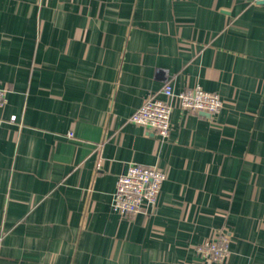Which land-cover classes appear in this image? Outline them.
<instances>
[{"label":"crops","instance_id":"0c3cea01","mask_svg":"<svg viewBox=\"0 0 264 264\" xmlns=\"http://www.w3.org/2000/svg\"><path fill=\"white\" fill-rule=\"evenodd\" d=\"M169 80L222 107L161 140L128 119ZM0 88V264H202L220 230L264 264V0H0ZM129 163L166 171L149 215L111 208Z\"/></svg>","mask_w":264,"mask_h":264},{"label":"built area","instance_id":"2783aa9c","mask_svg":"<svg viewBox=\"0 0 264 264\" xmlns=\"http://www.w3.org/2000/svg\"><path fill=\"white\" fill-rule=\"evenodd\" d=\"M8 90L0 88V109L7 103ZM178 101L182 111L187 113H207L213 115L222 107V101L213 93L196 86L176 93L171 81H167L159 91L148 94L128 119V122L155 133L161 140L167 139L171 131V102ZM14 121L11 117L10 122ZM2 123L0 119V124ZM68 137H72L69 133ZM166 171L157 167L129 163L125 173L118 176L112 196L111 208L121 217L132 218L139 214L149 215L156 206L158 195ZM230 237L223 231L196 246L202 264H221L229 256Z\"/></svg>","mask_w":264,"mask_h":264}]
</instances>
